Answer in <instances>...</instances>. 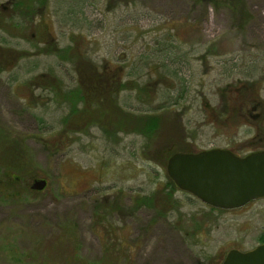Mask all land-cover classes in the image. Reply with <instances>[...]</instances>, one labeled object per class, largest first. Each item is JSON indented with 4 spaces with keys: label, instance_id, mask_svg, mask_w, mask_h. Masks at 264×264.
Wrapping results in <instances>:
<instances>
[{
    "label": "rangeland",
    "instance_id": "obj_1",
    "mask_svg": "<svg viewBox=\"0 0 264 264\" xmlns=\"http://www.w3.org/2000/svg\"><path fill=\"white\" fill-rule=\"evenodd\" d=\"M16 1L0 0V48L20 53L0 65V264H222L261 244L264 199L219 210L171 191L161 151H264V0H245V20L208 0H47L32 17ZM73 48L128 87L80 130L64 125ZM122 109L159 131L125 129Z\"/></svg>",
    "mask_w": 264,
    "mask_h": 264
},
{
    "label": "water",
    "instance_id": "obj_2",
    "mask_svg": "<svg viewBox=\"0 0 264 264\" xmlns=\"http://www.w3.org/2000/svg\"><path fill=\"white\" fill-rule=\"evenodd\" d=\"M166 173L180 191L214 209L235 210L264 199V151L243 157L222 149L175 153ZM45 186L35 180L31 190ZM222 264H264V243L247 252L231 250Z\"/></svg>",
    "mask_w": 264,
    "mask_h": 264
},
{
    "label": "trees",
    "instance_id": "obj_3",
    "mask_svg": "<svg viewBox=\"0 0 264 264\" xmlns=\"http://www.w3.org/2000/svg\"><path fill=\"white\" fill-rule=\"evenodd\" d=\"M17 0L12 4L11 13L20 5L22 6V13L24 16L32 17L34 15H41V11L45 9L46 1L47 0ZM214 3H220L227 5L233 13H239L242 19L247 17L245 13V0H208ZM31 3V4H30ZM37 3V8H35V4ZM21 13V12H20ZM7 15L10 17L11 15L8 13H3V16ZM244 17V18H243ZM245 20V19H244ZM242 20V21H244ZM41 42L45 47L42 49L43 52L48 53L56 51L57 47H55V43H53V37L50 32H47L41 38ZM73 51L66 50V54H70L72 57L73 64L75 65V72L78 75V86L70 93H67L64 98L67 100L66 102L69 103L70 109L69 115L64 119V125L67 126L69 130H80L81 126L90 123L91 125H95L92 118V112L94 109L91 108L92 105H101L106 103L107 101L112 102L114 101L117 94L125 89H127V85L123 83L122 80V69L110 67L108 64H103L102 66H98L93 62L88 60H84V57L80 55L78 49L73 48ZM20 57V53H16L13 50L0 48V65L4 68H12L15 66V62L18 61ZM80 57V58H79ZM1 66V67H2ZM37 85H41V87L48 88V89H58L60 86L59 81H57L54 77H45L39 76L37 80ZM67 96V97H66ZM256 96H258L256 94ZM255 93H251V99L257 100ZM258 103V101H257ZM82 104V106H78ZM90 106V107H89ZM81 107V108H80ZM83 107V108H82ZM80 108V109H79ZM92 111H90V110ZM123 110V109H122ZM124 112L128 113L129 123L124 128L131 129L132 131H136L137 133L147 136V138H152L158 131L160 127V122L162 121L161 118L156 115H147L144 114L146 117L144 120L141 119L140 116L132 115L131 113L123 110ZM239 114V113H238ZM143 116V115H142ZM113 122V123H112ZM126 123V122H125ZM114 124V128H121V124L118 122V119L115 121L111 120V125ZM132 124L134 127L132 128ZM98 125V124H97ZM96 126V125H95ZM99 126V125H98ZM117 126V127H115ZM113 127V126H112ZM131 127V128H130ZM107 129L106 127H102ZM123 128V129H124ZM66 130V129H65ZM60 135V134H58ZM4 139L0 140V144H2ZM9 143V142H8ZM176 152H188L187 150L179 149L177 151L173 150L172 144L170 148L166 147L164 151H161L163 155L164 164L167 161V158L170 157L172 154ZM160 154V155H161ZM11 162V159L4 157L3 160L0 161V164H7ZM8 166L10 164H7ZM6 167V166H5ZM11 167V166H10ZM9 182H17V178H10L8 175L7 177ZM170 190L173 191L176 189L175 184L169 180ZM154 193L159 194L160 192L155 191ZM152 200L145 199V204H151ZM261 243H264V237L262 238Z\"/></svg>",
    "mask_w": 264,
    "mask_h": 264
}]
</instances>
